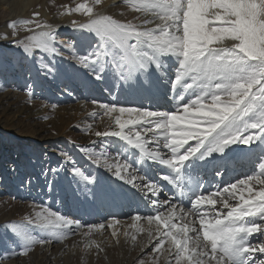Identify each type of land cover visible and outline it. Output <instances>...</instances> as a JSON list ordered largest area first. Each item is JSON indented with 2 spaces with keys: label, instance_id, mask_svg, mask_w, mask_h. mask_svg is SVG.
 Wrapping results in <instances>:
<instances>
[{
  "label": "rangeland",
  "instance_id": "1",
  "mask_svg": "<svg viewBox=\"0 0 264 264\" xmlns=\"http://www.w3.org/2000/svg\"><path fill=\"white\" fill-rule=\"evenodd\" d=\"M81 3L92 7L94 14L111 15L122 22L139 23L136 17L144 18L125 0H101L99 4L95 0H0V264H141V261L143 264H175L174 253L161 256L153 249L156 228L147 229L145 218L154 215L143 211V207H151L155 202L144 196L146 192L151 194L148 183L155 182L163 193L173 191L189 200L195 192L191 184L197 177L208 178L211 185L221 187L227 173L241 170L240 175L235 174L229 183L222 185L219 193L216 192L215 199L219 198V202L215 209L226 212L227 209L217 208L222 206V198L228 199L230 205L238 200L223 189L260 172L259 165L264 163V144L254 140L248 145H231L224 154L213 153L191 170L201 172L185 179L181 191L160 177L170 171L165 166L138 162L139 151L120 138L97 137V131L119 130L113 117L101 115L104 111L99 107L101 104L172 111L176 101L172 105L173 93L169 90L165 99L171 106L158 107L157 100L150 103L147 99L158 90L156 85L152 86V77L148 86L137 89L136 97L131 93L135 84L126 86V82L116 79L111 70L105 71L103 79H95L91 66L85 67L80 62L95 47L94 34L79 27L88 22V15L73 10ZM22 20L50 25L56 33L58 54L35 50L33 55H26L18 41L47 29L36 28L35 23L25 27L20 23ZM13 22L16 28L9 27ZM127 93L131 94L132 101L125 100ZM188 98L186 95L185 100ZM143 100H147V105L142 106ZM251 134L259 133L253 129ZM229 152L239 156L229 158ZM97 158L99 163L95 162ZM105 158L113 164H131L121 173L124 179L104 165ZM246 161L247 166L242 169ZM74 168L88 179L75 175ZM133 177V183H128ZM133 184L142 187L138 189ZM261 187L253 183L254 192ZM243 194L247 198L246 189ZM204 208L212 211L211 206ZM42 209L79 221L82 227L56 228L54 234L49 230L42 231L28 223L29 219H34L35 212ZM137 215L145 218L141 222V231L134 232L137 239L133 242L131 234L134 233L124 222L131 224V219ZM192 218L193 226L198 228V217ZM114 220L121 224L116 229L107 227L104 239L98 236L87 242L83 240L88 237L84 233L91 225ZM10 224L20 225L37 239L47 236L51 242L34 244L26 255L22 254L23 241L7 227ZM113 231L119 233V242L111 235ZM125 232L130 235L126 237ZM95 235L96 231H92L89 236ZM249 239L252 244L264 242L260 233H253ZM93 241L96 243H91ZM96 244L102 250L97 249ZM48 250L55 255L51 262L40 259H44ZM253 258L264 259V254L256 251Z\"/></svg>",
  "mask_w": 264,
  "mask_h": 264
},
{
  "label": "snow or ice",
  "instance_id": "2",
  "mask_svg": "<svg viewBox=\"0 0 264 264\" xmlns=\"http://www.w3.org/2000/svg\"><path fill=\"white\" fill-rule=\"evenodd\" d=\"M100 2L95 0L96 4ZM125 3L143 15V19L136 17L139 23L94 14L93 8L83 3L73 9L88 15V22L79 27L95 36V47L80 62L85 67L91 66L97 80L103 79L106 70L123 82L148 83L156 74L173 93L176 108L163 111L101 104L99 107L104 110L101 115L113 117L119 130L97 131L95 135L120 138L139 151L138 162L165 166L170 171L162 180L181 191L186 174L191 179V170L213 153L224 154L231 145H248L254 140L264 144V0H125ZM20 23L25 27L35 23L36 28L47 29L18 41L26 55H33L35 50L58 54L56 33L50 25L33 20ZM16 26L15 22L9 25ZM166 58L173 61L172 66ZM125 115L127 118H123ZM253 129L259 134H251ZM95 162L99 163V158ZM103 163L114 169L120 179H124L122 171L131 167L127 162L109 163L107 158ZM259 167L257 175H249L223 189L238 200L230 205L228 199L222 198L226 212L215 209L219 201L213 197L218 193L206 196L194 192L189 210L171 204L167 214L158 212L146 217L149 224L156 222L154 251L161 256L174 253L175 264H264V259L253 258L256 251L264 254V242L252 244L249 239L253 233L264 236V163ZM74 174L88 179L79 169L74 168ZM134 179L127 182L132 184ZM253 183L261 185V189L254 192ZM196 184L199 187V181ZM147 187L154 196L161 192L155 182H149ZM245 189L247 198L243 194ZM204 206H211L212 211ZM193 216L198 217V228L193 226ZM133 219L139 221L142 217L137 215ZM28 223L53 234L56 228L82 227L79 221L48 209L35 212ZM117 224L120 221L114 220L107 227L114 228ZM7 227L23 241L22 254L26 255L34 244L51 242L47 236L37 239L20 225ZM105 227L103 223L91 225L84 235ZM130 227L136 233L141 231L136 224ZM111 235L119 242L117 231ZM136 239L137 235L131 234V240ZM96 248L102 250L99 244Z\"/></svg>",
  "mask_w": 264,
  "mask_h": 264
},
{
  "label": "bare ground",
  "instance_id": "3",
  "mask_svg": "<svg viewBox=\"0 0 264 264\" xmlns=\"http://www.w3.org/2000/svg\"><path fill=\"white\" fill-rule=\"evenodd\" d=\"M166 60H167V58H166ZM167 62L169 63V65L170 66H172L173 65V61L172 60H167ZM152 78H153V82H152V86H154V85H156L157 87H158V90H157V92L155 93V95H153V96H151V97H149L147 100L149 101L150 100V103H152L154 100H157L159 103H160V106H158V107H163L164 105H168L169 104V102L165 99V97H166V94H167V92L169 91V88H168V86L167 85H165L164 83H163V80H162V78H160L158 75H153L152 76ZM160 82V83H159ZM126 86L128 85V86H133L132 84H135V87H133L132 88V90H131V93H132V96H134V97H136V91H137V89L138 88H140V87H143V86H148L149 84L148 83H144L142 80H137V83H135V82H133V83H130V82H126V83H124ZM131 88V87H130ZM128 90V89H127ZM130 91V90H129ZM129 95H131V94H129V93H127V94H125V100L128 102V101H132L131 99H130V96ZM170 99H173L172 97L170 98ZM147 100L146 101H142V102H140L141 104H142V106L143 105H147ZM149 103V102H148ZM175 103V100L173 99V102H172V105ZM168 106H171V105H168ZM166 111V110H165ZM150 147H152L151 145H150ZM251 149V148H250ZM162 151L166 154V152L165 151H167L166 149H162ZM230 153V152H229ZM240 153V152H239ZM245 153H246V151H245ZM242 155V154H241ZM248 155H250V154H248ZM234 156H239V154H235V153H230L229 154V158H232V157H234ZM244 156V155H243ZM152 163V162H151ZM152 164H155L156 166H158L159 164L158 163H152ZM243 164V163H242ZM229 165V164H228ZM252 165H254V163L252 164ZM243 166V165H242ZM246 166H247V161H246V163H245V166L244 167H242V169L244 168H246ZM240 168V167H239ZM229 170V169H228ZM201 171H199L198 169L197 170H195V171H192L191 173H190V175H191V178L192 177H194L196 174H198V173H200ZM227 172V171H226ZM223 173V172H222ZM240 173H241V170H236V171H234V172H230V173H227L226 175H225V178H224V181H223V183H221V187H222V185L223 184H225V183H229L230 182V180L231 179H233L234 178V176H235V174H238V175H240ZM158 176V175H157ZM159 176H160V174H159ZM160 177H162V176H160ZM214 178H216L215 176H213ZM185 179H188V177H186L185 176ZM184 179V180H185ZM217 179V178H216ZM144 180V179H143ZM210 179H205V177H202V176H199V177H197L195 180H193V182H192V184H191V187H192V189L195 191V193L197 194V195H200V194H203V195H209V194H211V193H216V192H218L219 193V191L221 190L220 188V186L219 185H211V183H209L208 181H209ZM218 180V179H217ZM217 180H216V182H217ZM197 181H199V187H197V184H196V182ZM219 181H222V180H219ZM165 182V181H164ZM137 183H138V181H137ZM139 183H140V181H139ZM158 183V182H157ZM163 183V182H162ZM167 185V184H166ZM141 185H139V184H137L135 187H138V189H139V187H140ZM162 186H164V185H162ZM170 186V185H169ZM142 187V186H141ZM228 187V186H227ZM167 188V187H166ZM171 190V189H170ZM172 191V190H171ZM210 191V192H209ZM209 192V193H208ZM208 193V194H207ZM171 194H173V195H171ZM221 195V194H220ZM144 196L145 197H147V198H153L154 200H155V203H152L150 206L151 207H143V211L145 212V213H151L152 215H156V214H158V212H163V213H165V214H167V212H168V209H169V207L171 206V204H175L176 206H177V209H179V208H183V209H185L186 211L187 210H189V208L191 207V202H192V199L194 198H190L189 200L186 198V196L185 195H182V196H178V195H176L175 193H173V191L172 192H170L169 194H167V193H163L162 192V189H161V192L159 193V195L158 196H154V195H152V194H150V193H147L146 192V194L144 193ZM163 200H162V199ZM213 198H216V196H214ZM219 199V198H218ZM160 200H162V202H160ZM223 203V202H222ZM217 208H223V204H222V206H217ZM116 209L118 210L119 209V207L117 206L116 207ZM119 213V211L118 212H115V214H118ZM141 217V216H140ZM110 218V217H109ZM144 218L145 217H142V219L141 220H139V221H134V219H131V224H128V222L126 221V222H124V224H125V227H128L129 228V230L131 231V232H135L136 231V229L135 228H132V227H130V225H132V224H136V226L138 227V228H140L141 229V227H142V225H141V222H142V220H144ZM186 219H188V218H186ZM191 220H192V222L194 221L193 220V218L191 217ZM145 221H147V219L145 220ZM113 222V221H112ZM174 222H176V221H174ZM177 222H179L178 220H177ZM109 224H111V223H106L105 224V229L107 228V226L109 225ZM120 224H121V222H120ZM119 224H117V225H115V228L114 229H116L117 227L116 226H118ZM150 228V229H154V228H156V222L154 221L152 224H149L148 223V221H147V224H146V228ZM147 228V229H148ZM105 229H101L100 231H96V235L95 236H88V237H86V238H84L83 240L85 241V242H87L88 240H90V239H95V237H98V236H101V238L102 239H104L105 238V236H104V234L105 233H107V231H105ZM147 229H145L146 231H149V230H147ZM93 231H95V230H93ZM88 239V240H87ZM96 243V242H95ZM48 249H49V247H48ZM47 250V249H46ZM71 251V250H70ZM44 255V254H43ZM47 255V257H46V259H45V256ZM46 255H44V259H43V257H41L40 258V256L41 255H39L37 258L39 259H42V260H48L49 262H51V260H52V258L53 257H55V255H52V253L48 250L47 252H46ZM57 258V257H56ZM13 263V262H12ZM39 263V262H38ZM15 264V263H14ZM24 264V263H23Z\"/></svg>",
  "mask_w": 264,
  "mask_h": 264
}]
</instances>
